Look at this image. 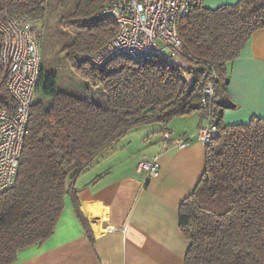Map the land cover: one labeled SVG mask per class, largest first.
Returning <instances> with one entry per match:
<instances>
[{"label": "trees", "instance_id": "1", "mask_svg": "<svg viewBox=\"0 0 264 264\" xmlns=\"http://www.w3.org/2000/svg\"><path fill=\"white\" fill-rule=\"evenodd\" d=\"M107 1L79 0L67 17L74 22L60 21L71 34L61 52L77 76L100 86L104 104L59 90L57 76L40 66L35 95L43 99L30 105L14 184L0 193V264H13L22 250L48 239L66 198L84 223L76 181L130 130L161 123L163 133L174 117L193 111L208 116L217 131L204 145V170L178 209L188 241L184 264H264V118L225 125L222 113L228 106L221 102L226 64L238 57L252 33L264 29V0L216 8L191 0L176 23L186 69L126 56L101 65L80 59L115 35V24L100 14ZM46 2L0 0V12L39 22ZM207 82L214 96L202 106ZM0 96L13 108L4 81Z\"/></svg>", "mask_w": 264, "mask_h": 264}, {"label": "crops", "instance_id": "2", "mask_svg": "<svg viewBox=\"0 0 264 264\" xmlns=\"http://www.w3.org/2000/svg\"><path fill=\"white\" fill-rule=\"evenodd\" d=\"M237 1L204 0L203 5L216 8ZM225 68L223 123L264 118V29L252 33ZM205 123L193 111L167 124L172 135L191 138L181 150L162 148L161 123L130 130L76 181L85 224L66 198L53 234L22 250L13 264H184L188 241L178 224V209L204 170L205 146L194 136ZM143 156L157 158L158 176L137 170Z\"/></svg>", "mask_w": 264, "mask_h": 264}, {"label": "built area", "instance_id": "3", "mask_svg": "<svg viewBox=\"0 0 264 264\" xmlns=\"http://www.w3.org/2000/svg\"><path fill=\"white\" fill-rule=\"evenodd\" d=\"M191 0H108L100 14L108 17L116 27L115 35L98 52L81 54L95 65L106 60L126 56L133 60L156 58L180 69L188 67L177 33V20L187 14ZM36 21L22 20L0 12V82H5L13 108L0 99V193L14 184L23 140L27 133L30 105L40 69V43ZM5 78H4V77ZM3 77V78H2ZM202 106L214 96L212 84L204 86ZM1 98V96H0ZM206 123L197 128L195 140L208 144L216 134V127L207 116ZM191 142L186 135L162 133L163 149H184ZM137 170L148 177L159 174L156 157L143 156Z\"/></svg>", "mask_w": 264, "mask_h": 264}, {"label": "rangeland", "instance_id": "4", "mask_svg": "<svg viewBox=\"0 0 264 264\" xmlns=\"http://www.w3.org/2000/svg\"><path fill=\"white\" fill-rule=\"evenodd\" d=\"M78 2L79 0H47L42 18L35 24L40 43V66L46 72L57 76L59 90L78 96H88L97 104H104L106 95L100 86H93L88 80L77 76L61 52L63 45L70 40L71 34L61 26L60 21L66 17L65 21L74 22L67 17L75 13ZM42 99L40 94H36L33 102Z\"/></svg>", "mask_w": 264, "mask_h": 264}]
</instances>
